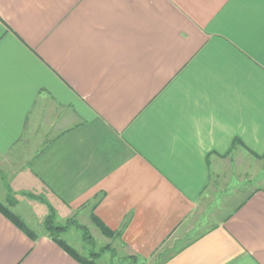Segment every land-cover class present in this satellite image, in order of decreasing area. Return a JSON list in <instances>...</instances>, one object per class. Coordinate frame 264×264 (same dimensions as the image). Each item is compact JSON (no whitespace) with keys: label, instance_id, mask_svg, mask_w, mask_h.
<instances>
[{"label":"crops","instance_id":"0c3cea01","mask_svg":"<svg viewBox=\"0 0 264 264\" xmlns=\"http://www.w3.org/2000/svg\"><path fill=\"white\" fill-rule=\"evenodd\" d=\"M244 156H264V0H0V173L37 235L0 211V264H83L49 205L99 264H264V185L226 188Z\"/></svg>","mask_w":264,"mask_h":264},{"label":"rangeland","instance_id":"374dc122","mask_svg":"<svg viewBox=\"0 0 264 264\" xmlns=\"http://www.w3.org/2000/svg\"><path fill=\"white\" fill-rule=\"evenodd\" d=\"M244 155V154H243ZM239 159V158H238ZM239 160L241 161H237L235 163V167H236V171H239L240 174L235 177L232 178H228L226 177V188L227 191L228 189H231V186H244V185H257V186H263L264 185V156L263 157H258L257 160L252 159V157L250 156H244L243 158H240ZM232 164H234V162H232ZM0 189L2 191H4L5 193H7V199L6 202H3L9 209H11L10 207L12 205H15L18 200L22 201L21 202V207H23L24 209H18L17 212L21 215L26 217H30L31 218V213L33 212L31 210V207L29 205V201L26 200V197H23L20 194H16L14 191L11 190V188L7 185L8 184V179L3 177V175H1L0 173ZM228 178V179H227ZM8 186V187H7ZM0 196L1 192H0ZM17 196V198H16ZM31 204L33 205L34 209L36 212H38L37 214L39 216H43L44 212H47V208L46 206H44L43 204H40V210H38L35 206V202H31ZM44 210H43V209ZM42 209V210H41ZM12 210V209H11ZM34 214H36L35 212H33ZM34 216V215H33ZM33 218V217H32ZM36 219V223L37 222V218ZM41 219V218H40ZM89 219V216L87 217V220ZM67 220H73L76 221L78 224H80V220L76 218V215H71L69 216V218L67 219H62L61 224H64ZM41 223V220H39ZM58 223V222H57ZM76 227V225H75ZM79 229V228H78ZM89 230V229H88ZM83 232V231H82ZM82 232H80V230H77V233L79 235H82ZM77 233L72 237L76 240L78 239L77 242L72 241L73 246L78 247V251L81 253V255L83 256H88L90 253L91 249H100V247H102L105 242L103 241H93L92 239V243H88L86 241H84L83 239H79V237L77 236ZM71 237V238H72ZM82 238V236H80ZM72 238V240H73ZM79 247L83 248L82 250L79 249Z\"/></svg>","mask_w":264,"mask_h":264},{"label":"trees","instance_id":"16d2710c","mask_svg":"<svg viewBox=\"0 0 264 264\" xmlns=\"http://www.w3.org/2000/svg\"><path fill=\"white\" fill-rule=\"evenodd\" d=\"M49 210V214L44 220V226L51 239L57 242L63 249H65L71 256H73L79 262L83 264H99L97 263V259L100 257V252L92 251L89 253L88 256H83L62 236L63 233H65L71 227L76 225V227L80 228L83 231L84 240L88 243H92V235L90 234L88 228L85 225L78 224L76 221L73 220H67L64 224L57 223L54 208L49 205ZM0 211L11 221H13L19 228H21L25 233H27L31 238L36 239V233L24 222V220L19 215L9 209L1 200Z\"/></svg>","mask_w":264,"mask_h":264}]
</instances>
